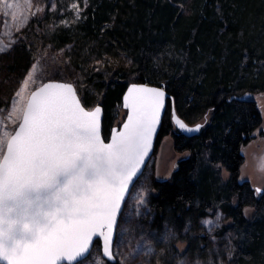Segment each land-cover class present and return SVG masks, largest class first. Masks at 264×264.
Returning a JSON list of instances; mask_svg holds the SVG:
<instances>
[{"label": "trees", "instance_id": "1", "mask_svg": "<svg viewBox=\"0 0 264 264\" xmlns=\"http://www.w3.org/2000/svg\"><path fill=\"white\" fill-rule=\"evenodd\" d=\"M60 7L33 23L37 38H19L0 53V110L12 106L39 44L66 48L72 67L84 73L78 92L87 108H104L106 139L131 83L164 87L171 99L158 145L169 136L187 156L170 177H153L149 216L138 220L140 237L157 242L168 229L175 234L150 264H177L178 242L187 244L180 258L264 264V191L241 178L245 148L264 123L257 100L264 94V0H89L74 22ZM173 107L188 124H202L200 133L176 130ZM209 211L224 214L217 237L229 261L201 225Z\"/></svg>", "mask_w": 264, "mask_h": 264}, {"label": "snow or ice", "instance_id": "2", "mask_svg": "<svg viewBox=\"0 0 264 264\" xmlns=\"http://www.w3.org/2000/svg\"><path fill=\"white\" fill-rule=\"evenodd\" d=\"M164 97L160 89L130 87L123 104L127 120L105 143L101 108L86 110L72 85L46 83L32 92L18 129L0 135V264H89L96 237L103 256L115 258L114 233L119 227V247L129 223L121 206L151 148ZM173 120L183 131H199L175 111ZM172 235L166 232L165 239ZM136 245L133 257L152 251L143 236ZM95 264L102 261L95 258Z\"/></svg>", "mask_w": 264, "mask_h": 264}, {"label": "rangeland", "instance_id": "3", "mask_svg": "<svg viewBox=\"0 0 264 264\" xmlns=\"http://www.w3.org/2000/svg\"><path fill=\"white\" fill-rule=\"evenodd\" d=\"M88 2L89 0H7V3H12L14 5L13 8L9 9L6 7L4 0H0V49H2L0 53L4 52L9 46L11 47L13 43L15 44L17 42L16 40H19V38L20 40L21 38L24 40L28 36L29 38H37V35L39 33L41 34V31L34 28L33 23L35 21L38 23L42 17L48 13L52 14L58 12L61 5H63V9L60 13L61 17H66L70 19L71 22L78 21L86 12ZM13 17H15V19H13ZM103 60L106 59L99 60V62ZM71 63L72 61L70 57H68L66 48L58 50L48 44L38 45L29 72L22 83H20L19 89H16L15 95L13 94L12 106L7 110H0V135L14 133L22 120V114L26 108L30 94L44 82L57 78L56 80L58 81L69 82L73 84L77 90H82L81 85L85 75L82 71L74 69ZM93 65H95L94 62L91 63L89 69H91ZM84 72L86 74V71ZM30 75L32 79H28ZM26 80L27 84L25 85ZM83 91L84 90H82L80 94L84 93ZM17 93H20V95L18 96ZM257 97H259L257 100L264 116V94H259ZM93 108L94 107H90V109ZM126 114L127 111L120 108L118 119L115 121L114 126L121 125L125 120ZM260 131L261 136H259L257 132L255 134L257 140L248 144V147L245 148L244 153L246 159L241 169V178L250 181L254 190L258 188L264 190V171L261 170V166L264 164V123ZM186 154L187 152L177 153L175 151L174 142L169 136L164 137L159 143L156 154L151 159L142 177L134 186L122 214L123 218L129 219V223L123 225L124 242L120 243L119 247L117 245L118 242L121 241V232L118 228L114 250L117 264H150V259L154 257V255H163L159 253V248L163 247L164 249V245H166L170 239L174 238L175 234L171 229L166 230V232L173 233L174 235L168 239H165V236L160 237L159 235H155L157 237L156 242L150 237H144L152 251L147 253V249H142L134 257L130 255L137 246L136 242L141 239L140 235L136 232V229L140 227L138 220L147 218L150 213L148 205L151 195L153 194L151 186L153 177L160 180L170 177L177 166V162L187 156ZM229 176L230 174L225 169L222 170V177L224 180L229 179ZM258 194L260 193L258 192ZM141 200L144 202L143 204H141ZM253 211L254 209L252 208H246V216L252 217ZM224 218V214L221 211H215L213 213L209 211L208 216L201 220V225L208 233L213 247L216 248V250L220 249L217 231L221 228ZM203 221H211L212 223L205 225L202 223ZM129 238H132L131 244L127 242ZM186 245V242L176 243L178 251H176L174 255L178 261L183 260L185 264H214L213 259L206 263L200 260L193 261L192 257L188 254L180 258V251L182 248H186ZM227 248H229V246H227ZM219 252L223 257H226L227 261L231 260L229 249L226 251L220 249ZM91 256L93 259L90 260L89 264H95V258L101 260L102 264H106V260L102 256L101 247L96 246ZM160 263L164 264L163 259H160Z\"/></svg>", "mask_w": 264, "mask_h": 264}, {"label": "water", "instance_id": "4", "mask_svg": "<svg viewBox=\"0 0 264 264\" xmlns=\"http://www.w3.org/2000/svg\"><path fill=\"white\" fill-rule=\"evenodd\" d=\"M46 83H65V84H70V85H72L73 88L75 89V91L77 92L78 98L80 99L82 106H83L86 110H93V109H94V108H93V109H89V108H87V107L83 104V102H82V100H81V97H80V94H79L77 88H76L73 84H71V83H69V82H66V81L49 80V81L44 82L42 85H40V86H39L38 88H36L34 91L38 90L40 87H42V86H43L44 84H46ZM134 85H135V86H139V87H149V88H156V89L163 90L164 93H165V97H164V108H163L162 111H161L160 122H159V124H158V126H157V128H156L155 134H154L153 139H152L151 148H150V150H149V152H148V155L145 157L144 164H143L142 167H141V171H140V173L138 174V178H134L133 183L129 186V190H128V192H127L126 195H125V200H124V202L122 203V206H121V214H123V212H124V210H125V207H126L127 201H128V199H129V197H130L132 191H133L134 186L137 184V182L139 181V179L142 177V175H143L144 172L146 171V169H147V167H148V165H149L151 159H152V158L154 157V155L156 154V151H157V148H158V140H159V136H160V132H161V128H162V124H163V121H164L165 114H166V112H167L168 103H169V101H170V99H171L170 94H169V93L166 91V89H165L164 87H162V86L149 85V84H145V83H132V84H130V85L128 86V88H127V90H126V92H125V94H124V96H123V99H122V108H123L124 110L127 111V114H128V111H129V110L123 107V104H124V97H125V95L127 94L128 89H129L130 87L134 86ZM30 99H31V95H30V97H29V99H28V102L30 101ZM28 102H27V103H28ZM26 106H27V105H26ZM96 107H100V108H101V116H100V132H101V137H102V139L104 140L105 143H109V142H111V136H112V134H113V130H116V131H120V130H122L123 124H124V123L126 122V120H127V114H126V117H125V120L123 121V123H122L121 125H119V126H114V127L112 128V130H111L110 137H109L108 139H106L105 136H104V125H103V124H104V108H103L101 105H97ZM25 109H26V108H25ZM173 111H175V115H176L179 119H181V120L187 125V127H189V128H193V129H194V128H196L197 125H200L199 131L188 132V131H183V130H181V129H180V128L174 123V120H173ZM171 115H172V116H171V118H172V122H173V125H174V127L176 128V130L180 131L181 133H183V134H185V135H187V136H192V135H196V134L200 133V131H201L202 127H203L202 124L191 125V124H188L187 122H185V121H184V120H183V119L177 114V112H176V110L174 109V107H173V109H172V113H171ZM21 122H22V120H21ZM21 122H20V123H21ZM18 127H19V126H18ZM18 127H17V129H18ZM258 189H259V191H258L259 193H261V192L264 191V190H262V189H260V188H258ZM120 220H121V217H118V221H117L118 226H119V224H120ZM118 228H119V227H118ZM117 233H118V230L114 233V237H113V249H112V251H113V254H114V257H115L113 260H108L107 257H104V256H103V245H102V240H101L100 238H98V237H96V238L93 239V244H92V246H91V248H90V254H91L92 251L94 250L97 241H100V247H101V251H102V256H103V258H104L108 263H111V264H115V263H117V258H116L115 253H114L115 245H116V240H117Z\"/></svg>", "mask_w": 264, "mask_h": 264}, {"label": "bare ground", "instance_id": "5", "mask_svg": "<svg viewBox=\"0 0 264 264\" xmlns=\"http://www.w3.org/2000/svg\"><path fill=\"white\" fill-rule=\"evenodd\" d=\"M31 94H32V93H31ZM31 94H30V95H31ZM29 97H30V96H29Z\"/></svg>", "mask_w": 264, "mask_h": 264}, {"label": "flooded vegetation", "instance_id": "6", "mask_svg": "<svg viewBox=\"0 0 264 264\" xmlns=\"http://www.w3.org/2000/svg\"><path fill=\"white\" fill-rule=\"evenodd\" d=\"M174 126V125H173Z\"/></svg>", "mask_w": 264, "mask_h": 264}]
</instances>
